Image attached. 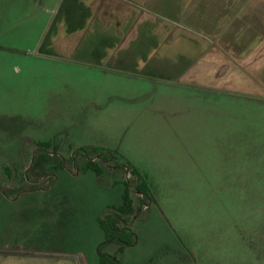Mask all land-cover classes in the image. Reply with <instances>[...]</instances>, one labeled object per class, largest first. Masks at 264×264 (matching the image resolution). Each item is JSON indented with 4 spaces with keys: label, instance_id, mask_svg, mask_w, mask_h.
<instances>
[{
    "label": "crops",
    "instance_id": "0c3cea01",
    "mask_svg": "<svg viewBox=\"0 0 264 264\" xmlns=\"http://www.w3.org/2000/svg\"><path fill=\"white\" fill-rule=\"evenodd\" d=\"M49 10L42 31L34 37L31 22L19 42L31 40L32 60L64 70L65 78L76 69L99 81L87 102L125 124L116 143L99 147L145 178L148 215L153 208L196 261L199 248L185 236L198 216L186 206L202 205L208 226L220 213L225 237L236 235L242 256L259 264L264 230L248 232L244 209L263 187L264 0H52ZM222 98L241 104H214ZM83 175L106 194L88 216L102 232L94 248L99 264L104 233L97 219L121 204L124 183H117L126 179L85 167ZM27 252L0 255V264H88L63 258L76 251ZM231 252L232 242L224 240L228 263Z\"/></svg>",
    "mask_w": 264,
    "mask_h": 264
},
{
    "label": "rangeland",
    "instance_id": "374dc122",
    "mask_svg": "<svg viewBox=\"0 0 264 264\" xmlns=\"http://www.w3.org/2000/svg\"><path fill=\"white\" fill-rule=\"evenodd\" d=\"M51 6L52 0H0V255L42 254L59 248L78 253L65 254L69 258L64 259L79 263L86 258L88 264H97L94 248L102 232L88 216L106 194L84 177L87 161L94 159L103 169L120 172L130 185L135 209H140L141 201L130 167L111 156L103 160L91 150L116 143L125 128L122 121L100 116L87 102L99 81L80 77L76 69L67 70L65 78L64 70L57 72L32 60L27 53L33 47L31 38L19 42L31 22L34 37L42 31ZM68 82L71 87L62 92ZM100 95L99 104H105V94ZM214 104H241V100L222 98ZM81 147L89 148L85 155L77 152ZM262 181L257 200L250 199L244 209L250 234L264 230V173ZM216 207L217 212L222 208ZM186 208L198 216L193 232L185 236V241L199 248L196 261L188 260L187 249L165 230L151 208V214L142 209L128 224L135 239L117 255L120 264H258L242 256L244 247L236 235L225 237L220 213L211 227L202 218V205L200 210L195 204ZM224 240L232 242L229 263L221 253ZM167 245L170 249L165 250ZM262 256L259 264H264Z\"/></svg>",
    "mask_w": 264,
    "mask_h": 264
},
{
    "label": "trees",
    "instance_id": "16d2710c",
    "mask_svg": "<svg viewBox=\"0 0 264 264\" xmlns=\"http://www.w3.org/2000/svg\"><path fill=\"white\" fill-rule=\"evenodd\" d=\"M41 145L49 147L48 142H42ZM89 148L81 147L78 149V153L86 154ZM91 150L97 154H100L101 159L108 160L111 158L120 163L119 157L113 150H105L101 148H91ZM86 169L92 170L95 174L100 175L103 172V168L95 161L88 160ZM130 172L134 178H132L134 190L144 194V198H140L141 203H144L147 199L148 187L145 178L139 174L134 168H130ZM150 198V197H149ZM135 206L134 200L131 195L130 185L124 182V191L122 193V201L119 206L110 207L109 213L103 217H99L98 224L103 230L104 241L98 245L97 252L99 256V264H120L118 254L121 253L126 246H131L134 243V233L130 227L125 224L130 221V216L134 214ZM124 223H123V222ZM112 245H116L115 253H110L108 248Z\"/></svg>",
    "mask_w": 264,
    "mask_h": 264
},
{
    "label": "built area",
    "instance_id": "2783aa9c",
    "mask_svg": "<svg viewBox=\"0 0 264 264\" xmlns=\"http://www.w3.org/2000/svg\"><path fill=\"white\" fill-rule=\"evenodd\" d=\"M92 161H94V159H92ZM124 168H125V170L129 171V169L126 166ZM75 172L76 173L78 172L77 169H75ZM135 193H136V196L139 197V198H143L144 197V194L141 193V192H135ZM148 206H149V201H147L144 204H141L140 209H146V208H148ZM140 209H136L134 214H132L130 216V219H134L136 217V215L140 212Z\"/></svg>",
    "mask_w": 264,
    "mask_h": 264
},
{
    "label": "flooded vegetation",
    "instance_id": "af4514ba",
    "mask_svg": "<svg viewBox=\"0 0 264 264\" xmlns=\"http://www.w3.org/2000/svg\"><path fill=\"white\" fill-rule=\"evenodd\" d=\"M138 198H139V197H138ZM143 198H144V197H143ZM139 199H140V198H139ZM150 200H151L150 198H149V199H146V201H145L144 203H146L147 201H149V202H150ZM144 203H141V204H144ZM146 209H147V208H146ZM135 210H136V209H135ZM141 210H142V209H140V211H141ZM138 214H139V213H138ZM138 214H137V215H138ZM137 215H136V216H137ZM132 220H133V219H130V221H129V222H127L125 225L129 227V225H128V224H131ZM122 222H123V221H122ZM123 223H124V222H123Z\"/></svg>",
    "mask_w": 264,
    "mask_h": 264
}]
</instances>
